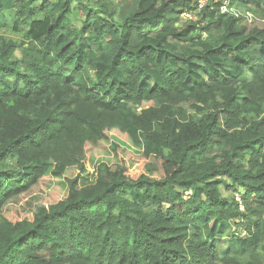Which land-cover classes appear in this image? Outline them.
<instances>
[{"label":"trees","instance_id":"1","mask_svg":"<svg viewBox=\"0 0 264 264\" xmlns=\"http://www.w3.org/2000/svg\"><path fill=\"white\" fill-rule=\"evenodd\" d=\"M228 3L0 0V264H264V0Z\"/></svg>","mask_w":264,"mask_h":264},{"label":"rangeland","instance_id":"2","mask_svg":"<svg viewBox=\"0 0 264 264\" xmlns=\"http://www.w3.org/2000/svg\"><path fill=\"white\" fill-rule=\"evenodd\" d=\"M79 14H80V13H79ZM195 15H196V14H195ZM249 15H250V17L246 18L247 20L244 18V21H243L244 24H245L248 28H254V27L261 28V27L264 26V20H263L260 16H258V15H252V14H249ZM80 17H81V14L78 15L77 17H74L73 21H74L75 24H79V22H80V19H79V18H80ZM196 18H197V15H196ZM8 20H9V25H10V27H11V26H12V23H13V21H14V19H13V17L11 16L10 13L8 14ZM181 21H182V20H181ZM181 106H182L183 109L187 110L188 112L191 111L187 103H182ZM142 108H147V106H144V107L136 106V107H135V110H136L137 113H140ZM119 132H120V131H119ZM221 190H222V195H223V196L228 197V198H232V197H234V194H233L232 191L226 190V189H224V188H221ZM0 219H1V215H0ZM232 227H233V228H232ZM232 229L235 230V231H234L235 233H236V232H242V230H243L242 228H238L236 225L231 226L230 229H228V230L226 231V233H225V237H223V239H222L221 249H224V250H225V248L227 247V242H226L227 239H226V237L229 238V236H230L229 233L232 232ZM258 254L261 255L260 258H261V260H262L263 263H264V253L262 254V253H260V252H259V253L256 252V253H254L253 255H254L255 257H257ZM251 258H252V257H251Z\"/></svg>","mask_w":264,"mask_h":264},{"label":"built area","instance_id":"3","mask_svg":"<svg viewBox=\"0 0 264 264\" xmlns=\"http://www.w3.org/2000/svg\"><path fill=\"white\" fill-rule=\"evenodd\" d=\"M214 0H197V11H201L205 6L209 5L210 2H212ZM215 1H221V6H220V10L221 12H231L235 15H239V12L236 8H234L233 6L229 5L228 0H215ZM248 17H250L249 13ZM196 18V16L193 14L192 11H183L181 13V19L182 20H190V19H194ZM234 200L236 201L237 205H238V209L240 211H244V204L241 198V195L236 192L234 193ZM242 235H246L247 233L245 232V230H242L241 232Z\"/></svg>","mask_w":264,"mask_h":264}]
</instances>
